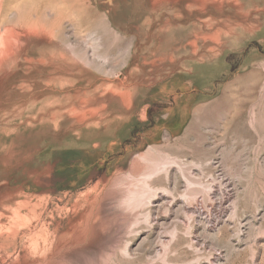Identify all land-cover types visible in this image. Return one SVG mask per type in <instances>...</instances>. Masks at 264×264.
Masks as SVG:
<instances>
[{
  "label": "rangeland",
  "instance_id": "rangeland-1",
  "mask_svg": "<svg viewBox=\"0 0 264 264\" xmlns=\"http://www.w3.org/2000/svg\"><path fill=\"white\" fill-rule=\"evenodd\" d=\"M0 264H264V0H0Z\"/></svg>",
  "mask_w": 264,
  "mask_h": 264
},
{
  "label": "bare ground",
  "instance_id": "bare-ground-1",
  "mask_svg": "<svg viewBox=\"0 0 264 264\" xmlns=\"http://www.w3.org/2000/svg\"><path fill=\"white\" fill-rule=\"evenodd\" d=\"M175 167V166H174ZM175 185V181L172 183V189L175 187L174 186ZM167 189V188H166ZM166 194V191L165 190H163V191H161L159 194H158V196L160 197V196H164Z\"/></svg>",
  "mask_w": 264,
  "mask_h": 264
}]
</instances>
